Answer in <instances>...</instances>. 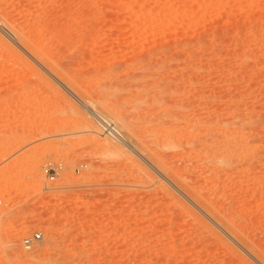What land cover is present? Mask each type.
<instances>
[{
  "label": "rangeland",
  "instance_id": "374dc122",
  "mask_svg": "<svg viewBox=\"0 0 264 264\" xmlns=\"http://www.w3.org/2000/svg\"><path fill=\"white\" fill-rule=\"evenodd\" d=\"M0 201V264H264V0H0Z\"/></svg>",
  "mask_w": 264,
  "mask_h": 264
},
{
  "label": "bare ground",
  "instance_id": "6f19581e",
  "mask_svg": "<svg viewBox=\"0 0 264 264\" xmlns=\"http://www.w3.org/2000/svg\"><path fill=\"white\" fill-rule=\"evenodd\" d=\"M12 29H14V28H12ZM1 30H2V32H4V33H6L8 36H10L13 40L15 39V37H16V35H18V34H14L12 31H10L9 29H7L5 26L4 27H2L1 28ZM16 30V29H15ZM18 30V29H17ZM16 30V31H17ZM15 32V31H14ZM20 31H18V33H19ZM17 33V32H16ZM29 34H25V32H22L21 31V33H20V37H21V39H22V42H25V43H27L28 44V42H29V36H28ZM19 37V38H20ZM20 41V40H19ZM31 41V40H30ZM30 43V42H29ZM36 43V42H35ZM26 44V45H27ZM31 44V43H30ZM37 44V43H36ZM35 46L36 47V45L34 44V43H32L31 44V46ZM34 47V48H35ZM39 46H37L36 48H38ZM30 49L31 50H33L34 52H38L37 51V49L35 50V49H33V48H31L30 47ZM39 49V48H38ZM33 53V52H32ZM40 53V52H39ZM41 53H42V51H41ZM39 54L37 53V56H38ZM44 56V55H43ZM39 58V57H38ZM40 59V58H39ZM63 85V84H62ZM63 87V86H62ZM66 88V87H65ZM67 91L69 92V90L67 89ZM71 95H72V97H74L76 100H77V102H80L79 104H82L85 108H86V110L92 115V116H96V115H94V111L93 110H91V109H89V105H87L86 103H84L83 101H81L75 94H73V93H71V92H69ZM98 116V115H97ZM98 118V117H97ZM105 118V117H104ZM113 125L112 124H108V123H105V126H104V129H103V132H104V130H105V132H106V134H108V133H110L111 131H113V128H114V130H116V128L115 127H113ZM108 132V133H107ZM117 132V131H116ZM113 133V132H112ZM115 133V132H114ZM117 136V137H116ZM115 137L117 138V139H119V141H121V143H123L128 149H130L132 152H136V150H135V148L129 143V142H127V140L123 137V135H121V134H118V132H117V134L115 135ZM195 137V136H194ZM214 137V136H213ZM219 136H215L214 137V139L212 138V140L211 139H209V140H211L210 142L212 143V144H214L213 146H215V145H217V144H219V143H221V141H223L224 139L223 138H225V137H221L223 140H221V138H218ZM196 139H198L199 140V137L197 136V137H195ZM217 139H220L219 141L217 140ZM226 140H228V139H226ZM231 140V139H230ZM206 141V140H205ZM208 141V140H207ZM225 141V140H224ZM211 143H209V145H211ZM231 143V142H230ZM220 145V144H219ZM217 147V146H216ZM226 147H228V146H226ZM209 148H210V146H209ZM224 148V147H223ZM218 149V148H217ZM209 150V149H208ZM215 151V150H214ZM227 154V153H226ZM231 157V156H230ZM229 158V157H228ZM225 159V158H224ZM188 166V165H187ZM186 169H187V167H186ZM199 170V169H198ZM186 171V170H185ZM227 177V176H226ZM223 178V177H222ZM206 183V182H205ZM215 185V184H214ZM192 188V187H191ZM193 191V190H192ZM196 193H197V191H195ZM194 192V193H195ZM227 195V194H226ZM200 196V195H199ZM203 199V198H202ZM205 199V198H204ZM207 199V198H206ZM205 199V200H206ZM204 200V201H205ZM208 200V199H207ZM229 200V199H228ZM208 202V201H207ZM206 202V203H207ZM217 202V201H216ZM214 204H215V202L212 204V207L214 206ZM226 204V203H225ZM203 205V204H202ZM209 205V204H208ZM217 206H218V204H216ZM216 205H215V207H216ZM215 207H213L214 209H215ZM204 208V207H203ZM218 209V208H217ZM216 209V210H217ZM218 211V210H217ZM210 212V211H209ZM219 212H221V211H219ZM211 213V212H210ZM223 215H224V213H223ZM225 216V215H224ZM230 216V215H229ZM228 217V216H227ZM225 219H227V218H225ZM227 221V220H226ZM221 222V221H220ZM227 222H229V223H231L230 221H227ZM237 225V224H236ZM233 227V226H232ZM244 236V235H243ZM256 244V243H255ZM252 249V248H251ZM261 251V250H260Z\"/></svg>",
  "mask_w": 264,
  "mask_h": 264
},
{
  "label": "built area",
  "instance_id": "2783aa9c",
  "mask_svg": "<svg viewBox=\"0 0 264 264\" xmlns=\"http://www.w3.org/2000/svg\"><path fill=\"white\" fill-rule=\"evenodd\" d=\"M115 125L113 124V127ZM112 127V128H113ZM113 132H114V128H113ZM110 135V134H108ZM112 137H114V135H110ZM45 174L47 176H49L51 179L55 178V175H57V169L55 167H51L48 166L46 167V169L44 170ZM2 204V201H0V205ZM43 240V235L41 232H35L33 235L25 237L22 240V246L24 249H26L27 251H31L35 248V246L40 243Z\"/></svg>",
  "mask_w": 264,
  "mask_h": 264
}]
</instances>
